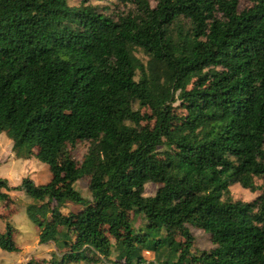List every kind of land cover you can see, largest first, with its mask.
<instances>
[{
	"label": "trees",
	"instance_id": "obj_1",
	"mask_svg": "<svg viewBox=\"0 0 264 264\" xmlns=\"http://www.w3.org/2000/svg\"><path fill=\"white\" fill-rule=\"evenodd\" d=\"M86 1L0 0V133L50 173L0 178V201L20 194L60 251L27 264H264V0ZM232 184L260 194L234 201ZM11 215L0 250L16 253Z\"/></svg>",
	"mask_w": 264,
	"mask_h": 264
},
{
	"label": "rangeland",
	"instance_id": "obj_2",
	"mask_svg": "<svg viewBox=\"0 0 264 264\" xmlns=\"http://www.w3.org/2000/svg\"><path fill=\"white\" fill-rule=\"evenodd\" d=\"M83 0H68V5L71 7L78 6ZM87 4L99 6L103 8L104 13L118 16L127 12L128 7L118 4L115 0H87ZM152 6L154 1L150 0ZM250 6L249 0H239L237 10L240 12L244 8ZM138 57L142 58L140 54ZM144 59V58H142ZM87 144H80L73 151L72 154L75 159L81 160L86 152ZM24 146L13 148V142L5 133H0V178L6 179L9 186L15 187L20 185L22 178L28 177L36 185L46 184L50 180V173L48 166L37 161L34 158L25 159ZM25 153V154H24ZM64 149H61L57 154L58 162L63 161ZM254 185L257 187L263 186L264 178L254 177ZM75 190L86 199L90 200L91 195L88 191L87 180L85 178L76 181L73 184ZM155 184H146L144 187V196H152L156 191ZM260 191L251 192L248 189L242 188L239 184H232L229 186V196L234 201L250 202L253 201ZM14 202L12 204L3 203L0 201V213L7 214L11 212L9 221L15 228L14 240L19 248V252L11 253L0 250V264H27L29 261H49L51 258H57L60 254L52 243L40 244L38 242V229L36 224L27 218L23 203L24 198L20 194L11 193ZM72 210L77 207L70 206ZM142 222L139 218L134 219V227H141ZM4 227L0 222V230ZM190 232L194 237V244L192 252L209 251L212 244L209 236L201 230L190 227ZM143 255L147 257V261H154L151 253L144 252ZM114 256V255H113Z\"/></svg>",
	"mask_w": 264,
	"mask_h": 264
}]
</instances>
